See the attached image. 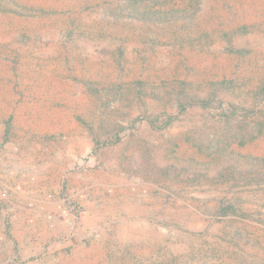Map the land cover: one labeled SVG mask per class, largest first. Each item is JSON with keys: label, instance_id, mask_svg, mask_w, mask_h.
<instances>
[{"label": "rangeland", "instance_id": "rangeland-1", "mask_svg": "<svg viewBox=\"0 0 264 264\" xmlns=\"http://www.w3.org/2000/svg\"><path fill=\"white\" fill-rule=\"evenodd\" d=\"M0 264H264V0H0Z\"/></svg>", "mask_w": 264, "mask_h": 264}, {"label": "built area", "instance_id": "built-area-1", "mask_svg": "<svg viewBox=\"0 0 264 264\" xmlns=\"http://www.w3.org/2000/svg\"><path fill=\"white\" fill-rule=\"evenodd\" d=\"M16 188L18 189L20 186ZM61 207V210L54 215H50V218L60 220L61 224L65 225L67 229L54 245L44 249L47 252H52L56 248L63 247L65 249H72L77 244L86 242L88 234L92 233L85 226L84 219L87 211L82 204L76 202L66 194L62 198Z\"/></svg>", "mask_w": 264, "mask_h": 264}, {"label": "crops", "instance_id": "crops-1", "mask_svg": "<svg viewBox=\"0 0 264 264\" xmlns=\"http://www.w3.org/2000/svg\"><path fill=\"white\" fill-rule=\"evenodd\" d=\"M38 186L40 187L38 192L41 191V193H43V191L46 192L47 190H49L48 187H46L42 184H41V186L40 185H38ZM36 188H38V187H36ZM36 188H32V190L30 191V194H32V195L35 194ZM45 192H44V194H45ZM32 195H30V197H27L26 195L19 196V198L15 197L17 200H19L17 207H20L21 209H23L24 214L26 216L32 215V216L36 217L37 219L41 220L43 223H45L47 216L51 212L50 208H51V205L53 204V202L49 201L46 198V196L44 197L43 194L42 195L39 194L35 200H34ZM32 200H34L35 202H33ZM28 201H32V203L30 204V202H28ZM29 207H33V208L29 209ZM85 226H86V228H90L89 225H86V223H85ZM75 247L76 246H74L73 248H75Z\"/></svg>", "mask_w": 264, "mask_h": 264}]
</instances>
